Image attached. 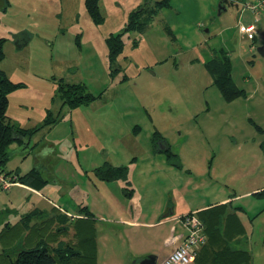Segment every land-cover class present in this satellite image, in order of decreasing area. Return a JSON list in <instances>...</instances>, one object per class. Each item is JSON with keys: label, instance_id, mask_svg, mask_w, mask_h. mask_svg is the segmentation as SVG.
<instances>
[{"label": "rangeland", "instance_id": "1", "mask_svg": "<svg viewBox=\"0 0 264 264\" xmlns=\"http://www.w3.org/2000/svg\"><path fill=\"white\" fill-rule=\"evenodd\" d=\"M170 1V7L154 13L143 30L123 35L124 45L113 62L118 69L111 70L105 39L122 29L129 13L143 0H98L101 22L91 19L84 0H0V38L4 39L0 68L9 80L22 84L8 94L5 119L27 131L23 142L7 145L1 167L24 174L35 164L58 179L52 183L44 170L47 181L38 192L20 185L0 190V264H12L11 251L18 244L31 249L45 243L55 264H123L127 253L140 251L146 242L150 244L145 248L153 249V232L144 226L138 231L126 228L131 234L127 237L114 232L97 236V230L82 236L87 228L84 220L76 219L77 202L86 204L92 191L88 175L80 167V163L82 167L90 164L85 156L140 153L137 139L143 144L155 127L172 153H182L187 164L189 158L192 161L197 182L188 188L190 200L195 202L196 184L205 193L230 182L240 165L232 154L248 153L243 159L247 162L251 153L259 151L264 130L257 133L247 117L264 129V54L257 51L259 46L264 49V14L254 22L259 32L251 43L239 30L240 23L254 20L252 12L244 8L250 0H237L239 8L231 3L234 1ZM165 25L171 26L174 39ZM24 34L27 42L19 47L17 40ZM220 47L229 53L233 81L251 93L247 98L228 102L213 82L205 64ZM123 73L127 79L118 84ZM61 80L83 82L87 91L102 97L73 108L63 104L58 123L41 126L47 111L55 114L61 104ZM134 123L141 127L138 138L129 135ZM50 147L57 154L51 155ZM216 153H227L226 158L222 160ZM229 186L235 192L242 189L236 183ZM259 201L264 198L251 200ZM53 202L73 215L67 223L55 217L58 210ZM1 205L10 211L4 212ZM36 208L46 216L24 223L23 215ZM16 210L23 214L16 216ZM260 212L252 217L255 224L264 220ZM64 217L59 216L60 221L67 220ZM198 218L208 236L218 231L216 215L209 221L210 232L204 219ZM256 230L251 239H242L251 242L248 264H264V226ZM167 237L162 234L155 244L168 243ZM213 239L229 240L215 234ZM113 242L123 252L118 262L117 254L110 253ZM67 251L70 254L64 259Z\"/></svg>", "mask_w": 264, "mask_h": 264}, {"label": "crops", "instance_id": "2", "mask_svg": "<svg viewBox=\"0 0 264 264\" xmlns=\"http://www.w3.org/2000/svg\"><path fill=\"white\" fill-rule=\"evenodd\" d=\"M169 2L171 3L170 0ZM225 2L231 1L226 0ZM231 3L237 8L240 7V4L236 1ZM249 23L251 22L247 24ZM169 28L172 31L171 26ZM256 32H259L257 26L254 30L255 35ZM246 36L251 39L249 35ZM252 42L253 38L251 39V43ZM219 49L224 48L220 47ZM224 50L227 55H229L228 51L226 49ZM126 79L127 75L123 73L118 79V84H124ZM241 88L244 90L243 94L228 102H233L239 97L247 98V96L251 94L243 87ZM101 97L100 95V97L94 101L97 102ZM60 107H62L61 104L55 114L54 111L51 110L54 116L59 115ZM124 107H127V110L131 109L130 106ZM246 110L249 114L250 111L248 108ZM59 120L60 117L49 127L58 123ZM247 121L253 126L257 133L264 130L261 128V125L252 120L250 116L247 117ZM140 131V125L134 123L131 131H129V135L137 137ZM155 132L159 131L155 129V127L151 128L148 131L149 134H147L148 138L143 144H140V140L137 139L139 145H137L136 149H140V153H102V155L101 153H97V155H94L93 159L92 157L87 158V156H85V158L90 161V164H84V167H82L79 162L82 170L88 175V182L92 185V191L88 193L89 199L85 200L86 204H84L83 200H80L79 203L77 202L78 213L76 214V219L84 220L82 224L87 228L82 231V236L85 235L87 231V233L90 231L94 233L97 230V236L106 232H114L116 234H123L127 237L131 234L127 232L128 230L126 228H135L131 230L138 231L141 226L149 227L153 232L151 234L154 239L151 245L153 249L149 250L145 248L150 244L146 242V245L140 248V251L131 250L127 253V258L123 259V264H139L138 261L140 259L150 254L155 255L156 264H159L160 261L180 244L186 234L187 230L181 222V217L187 212L194 211L198 217L204 219V223L207 225V231L212 230L209 221L216 215V227L219 223V229L216 233H210L209 236L206 234L205 245L198 251L195 259L188 264H232L231 259L234 257L233 254L235 251L251 254V242L247 241V243H244L243 238L251 239L254 233L257 232L256 229H258L259 226H264V220L255 224V220L252 218L257 213L259 214L261 209H264V202H251L252 198H264V194H257L258 191L264 190V139L259 140V151L251 153V160L243 162L244 158L245 160L247 159L248 153H235L232 154V157L230 156L240 163V165L237 166L238 169L236 174L230 176V182L219 183L218 187L210 192L206 191L205 193H203L198 188V184H196V186H194L196 201L192 202L190 200L192 192H189L190 189L188 188L190 183L194 182V180L196 181V179L193 180L192 171L195 170L192 161L189 158L190 162L187 164L182 157V153H174L179 160V166L169 163L166 153L155 149V143H153V135ZM160 136L163 137L161 134ZM162 141H165L169 145L164 137ZM48 150H50L51 155L57 154L53 153L56 152L55 147H50ZM156 151L158 153H156ZM77 154L79 159V153ZM216 154L223 160L226 158L227 153ZM196 157L202 156L196 154ZM209 160H211V158ZM105 164L114 167L126 166V174L115 179L100 178L96 175L95 169ZM33 166L36 165L34 164ZM38 168L44 179L43 186H45L47 181L44 178L45 176H43L42 171L44 170L47 171V175L51 178L52 183H58V179L51 176L46 168L44 170L41 166H38ZM0 169L5 171L1 166ZM15 174L19 176L23 175L19 170H17ZM21 183L20 186L26 187L33 192H38L44 188L43 186L34 188L29 182ZM230 183H236L239 187H242V189L239 192H235L233 188L230 189ZM85 194L87 197V193ZM185 197H187L188 200L185 201ZM63 199L67 200L66 197ZM53 204L58 210L55 213V217L60 220L59 216L64 217L67 213V217H64L67 218V223L69 221V215L71 214H69L66 208H62L54 202ZM1 207L3 208H1L2 210L7 209L3 207V205H1ZM5 210L4 212H6ZM105 213H110L114 216L113 218H109L104 215ZM261 213H264V210H262L260 214ZM20 214L23 213L19 210L16 216ZM45 216L46 214L44 213L43 217ZM164 233L167 234L169 242H166V244H155L159 236ZM214 234L218 239L226 238L229 240L227 242H216L213 239ZM118 248L119 247L113 242L110 253L117 254L114 256L117 258V262L123 258V252L120 251V248L118 250ZM236 264L239 263L236 261Z\"/></svg>", "mask_w": 264, "mask_h": 264}, {"label": "trees", "instance_id": "3", "mask_svg": "<svg viewBox=\"0 0 264 264\" xmlns=\"http://www.w3.org/2000/svg\"><path fill=\"white\" fill-rule=\"evenodd\" d=\"M250 1L254 2L255 0ZM84 3L86 11L91 19H93L95 22H101L102 17L99 13L98 0H84ZM169 5V0H143L140 5H138L129 13L128 19L124 23L122 29L119 32L114 34L112 33L106 37L105 42L107 45V59L111 70L118 69L113 62L117 55L121 52L124 45L123 35L131 30H143L146 25L149 24L154 13L156 14L161 8L169 7ZM262 14H264V10H262ZM165 29L167 30V33L171 36V38L174 39V35L168 25H165ZM254 35L255 34L252 33L249 36L251 39H254ZM3 40V38H0V61L3 58ZM219 50V53H216L214 51L212 56L206 62L205 66L210 72L213 78V82L218 87L221 96L226 101H231L237 96L243 94L244 90L241 87L237 86L235 81H233V77L231 76L230 56L227 55L224 49ZM21 85V83H14L9 80L5 72L0 68V166L2 162L7 158V145L13 141L21 143L27 135L26 130L19 128L15 124L7 122L5 119L8 105V94ZM58 95L61 105L66 104L70 108H73L79 104H88L100 97V94L94 95L93 93L87 91L86 85L83 82H64L62 80L60 81L58 86ZM52 113L53 112H51V110L47 111L46 118L44 119V122L41 126H50L58 119L59 115L54 116ZM160 139L163 140V137H161L158 132H155L153 135V143ZM162 152L166 153L169 163L179 166L177 155H174V153L170 151L169 145ZM126 170V166L114 167L105 164L101 167L96 168L95 173L97 176L103 179H115L120 176H124L126 174ZM19 180L21 182H29V184L34 188H40L44 184V179L40 174L38 166H33L22 176H19ZM257 194H264V190L258 191ZM5 211L8 212L10 210L6 209ZM43 216V211L34 209L29 214L23 216V222L29 223L31 220L42 218ZM59 222L65 224L66 219L64 221L59 220ZM204 245L205 243L199 248V250ZM48 251V247L45 243H41L38 247L31 249L23 248L20 244H18L14 246V248H12L11 263L55 264L54 256L51 255ZM73 253L74 252H72L71 254ZM69 254V251H67L66 255H64L63 258H67ZM243 255H245V258L241 259ZM233 256L234 257L231 259L232 264H236V261L239 264H248L246 263V261L248 257L250 258L249 253L246 254L245 252L240 251H235Z\"/></svg>", "mask_w": 264, "mask_h": 264}, {"label": "built area", "instance_id": "4", "mask_svg": "<svg viewBox=\"0 0 264 264\" xmlns=\"http://www.w3.org/2000/svg\"><path fill=\"white\" fill-rule=\"evenodd\" d=\"M244 8L249 9L254 17L249 24L240 23L239 30L248 35L254 33L255 23L264 10V0L247 1ZM20 185L18 176L15 173L5 172L0 169V190H8L12 185ZM181 222L186 228V234L180 244L173 249L159 264H188L193 261L199 248L206 241V234L203 225L194 211L185 213Z\"/></svg>", "mask_w": 264, "mask_h": 264}, {"label": "water", "instance_id": "5", "mask_svg": "<svg viewBox=\"0 0 264 264\" xmlns=\"http://www.w3.org/2000/svg\"><path fill=\"white\" fill-rule=\"evenodd\" d=\"M27 39L28 37L26 36V34H24L22 39L17 40L18 46L20 47L22 44H25L27 42ZM257 51L261 54H264V49H262L261 46L257 47ZM138 263L139 264H156V257L155 255H152V254L146 255L144 258L140 259Z\"/></svg>", "mask_w": 264, "mask_h": 264}, {"label": "flooded vegetation", "instance_id": "6", "mask_svg": "<svg viewBox=\"0 0 264 264\" xmlns=\"http://www.w3.org/2000/svg\"><path fill=\"white\" fill-rule=\"evenodd\" d=\"M168 147L167 143L165 141L162 140H157L155 142V149L159 150V151H163Z\"/></svg>", "mask_w": 264, "mask_h": 264}, {"label": "clouds", "instance_id": "7", "mask_svg": "<svg viewBox=\"0 0 264 264\" xmlns=\"http://www.w3.org/2000/svg\"><path fill=\"white\" fill-rule=\"evenodd\" d=\"M17 175V174H16ZM18 176V175H17ZM18 179H19V176H18ZM20 181V180H19ZM20 183H21V181H20ZM22 184V183H21ZM198 217V216H197Z\"/></svg>", "mask_w": 264, "mask_h": 264}]
</instances>
